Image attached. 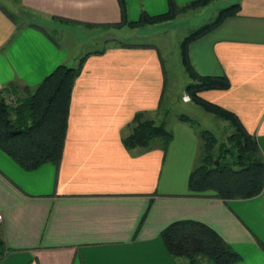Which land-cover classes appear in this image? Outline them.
<instances>
[{
    "label": "crops",
    "instance_id": "1",
    "mask_svg": "<svg viewBox=\"0 0 264 264\" xmlns=\"http://www.w3.org/2000/svg\"><path fill=\"white\" fill-rule=\"evenodd\" d=\"M170 1L174 15L166 21L195 7L185 6L191 0L0 4V88L34 86L58 63L73 57L76 65L84 56L58 162L27 170L0 148V264H178L160 232L185 218L205 223L230 243L241 255L231 264H264V185L249 198L189 190L200 138L178 117L166 148L155 143L129 149L122 141L135 112L154 118L161 110L166 70L156 45L110 41L108 35L124 26L144 27L127 20H137L142 11L166 13ZM233 3L236 11L188 42V65L194 80L228 79L227 87L198 94L233 112L264 157V0L197 6H213L216 13ZM13 7L25 12L17 21ZM98 36L101 47L80 51ZM181 100L193 101L186 90Z\"/></svg>",
    "mask_w": 264,
    "mask_h": 264
},
{
    "label": "trees",
    "instance_id": "2",
    "mask_svg": "<svg viewBox=\"0 0 264 264\" xmlns=\"http://www.w3.org/2000/svg\"><path fill=\"white\" fill-rule=\"evenodd\" d=\"M208 0H191L185 6H197ZM123 4V0H120ZM233 3L219 9L211 22L193 28L182 40V58L190 69L186 46L190 40L201 35L218 23L225 15L238 9ZM175 5L170 1L169 11L149 15L142 11L130 25L153 24L170 19ZM15 21L19 14H12ZM123 19L125 18L123 10ZM84 56L76 65L58 63L34 86L16 85L0 88V148L24 169L37 168L45 162H58L63 150L67 129L69 103L75 78L79 74ZM191 73L193 74L192 70ZM229 85L224 75H198L185 85L190 98L206 111L228 120L233 131L227 135V143L218 141L210 129L198 131L199 154L188 175V188L192 192L212 191L222 199L249 198L259 194L264 185V157L257 140L228 109L201 97L198 92L210 88H225ZM160 105V104H159ZM160 108V106H159ZM178 118L191 126L192 118L179 114ZM12 129H20L11 132ZM172 132L165 119L156 121L143 111L135 112L129 122V131L122 137L127 148H149L155 143L166 148ZM169 253L178 264H231L241 258L233 246L213 228L194 219H178L169 223L160 232ZM5 247L0 235V260Z\"/></svg>",
    "mask_w": 264,
    "mask_h": 264
},
{
    "label": "rangeland",
    "instance_id": "3",
    "mask_svg": "<svg viewBox=\"0 0 264 264\" xmlns=\"http://www.w3.org/2000/svg\"><path fill=\"white\" fill-rule=\"evenodd\" d=\"M14 3L15 0H0V4L7 7L14 6ZM212 7L195 6L179 13L171 21L163 20L151 25L144 24L145 26L139 29L132 26H124L118 31H112L108 36L110 41L115 39L118 42H144L158 47L164 60L166 85L163 102L160 105L161 110L154 113L156 121L165 119L166 127L170 129L172 121L179 114L184 113L192 118V127L197 132L205 128L210 129L216 134L218 141H225L227 143V135L233 131V127L228 120L206 111L198 103L181 100V94L185 91V85L194 80L191 69L187 68V64L183 61L181 42L193 28L215 19L218 12L215 13ZM14 9L13 7L11 10L14 11ZM20 11L17 8L15 9V12L18 14L25 13ZM182 21H184L183 25L178 27ZM103 41V37L102 39L99 36L91 38L83 43L80 51L83 52L84 50L101 47ZM76 45L74 44L73 48H77L78 45L77 47ZM74 62L73 57H69L67 60L68 65H73Z\"/></svg>",
    "mask_w": 264,
    "mask_h": 264
},
{
    "label": "water",
    "instance_id": "4",
    "mask_svg": "<svg viewBox=\"0 0 264 264\" xmlns=\"http://www.w3.org/2000/svg\"><path fill=\"white\" fill-rule=\"evenodd\" d=\"M20 129H12L11 132H18Z\"/></svg>",
    "mask_w": 264,
    "mask_h": 264
},
{
    "label": "built area",
    "instance_id": "5",
    "mask_svg": "<svg viewBox=\"0 0 264 264\" xmlns=\"http://www.w3.org/2000/svg\"><path fill=\"white\" fill-rule=\"evenodd\" d=\"M2 219H3V216H2V213L0 212V223H1Z\"/></svg>",
    "mask_w": 264,
    "mask_h": 264
}]
</instances>
